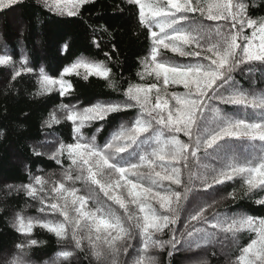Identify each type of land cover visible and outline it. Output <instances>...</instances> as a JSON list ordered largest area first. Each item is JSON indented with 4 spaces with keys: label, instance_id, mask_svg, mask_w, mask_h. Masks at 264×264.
<instances>
[{
    "label": "snow or ice",
    "instance_id": "snow-or-ice-1",
    "mask_svg": "<svg viewBox=\"0 0 264 264\" xmlns=\"http://www.w3.org/2000/svg\"><path fill=\"white\" fill-rule=\"evenodd\" d=\"M19 2L0 0V11ZM90 2L45 0V5L59 15L76 16ZM128 3L137 9L138 22L148 30L150 40L148 53L141 61L144 71L138 75L142 80L145 75L152 76L156 82L129 83L122 103L59 106L63 119L71 122L73 142L59 141L50 158L62 167L61 157L66 156L70 163L57 182L31 176L29 183L20 186L28 197L39 201V211L45 217L17 213L13 227L24 237H31L33 229L40 227L60 240L71 239L77 249L90 254L98 264H117V257L129 249H133L129 253L131 264H157L149 249L164 250L168 246L171 257L184 248L219 243L229 235L235 240L238 233L247 230L254 236L239 248V255L231 264H264V218L221 213L209 217L206 212L215 203L212 199L193 198L185 208L193 188L218 192L216 186L236 177L242 178L248 192L264 193V91L246 90L234 76L237 70L252 73L256 66L264 71V17L251 18L246 0ZM196 13L203 19H197ZM246 29L251 30L250 34H246ZM162 50L188 59L170 62ZM0 66L12 69V80L33 71L27 66L26 56L17 62L12 55L0 54ZM80 69L84 70L85 79L97 76L108 80L111 73L104 62L88 60H77L65 67L59 79L50 77L41 67L37 95L53 90L62 97L70 95L73 85L64 77L78 75ZM169 85H182L185 91L169 93ZM228 108L244 113L252 109L255 118L230 114ZM130 109L137 110L135 116L121 123L103 144L96 142L95 135L88 137L83 131L93 122ZM50 117L44 122L46 127L60 122L54 113ZM102 128L100 125L96 132ZM181 133L186 140L179 138ZM234 142H240L241 152L234 151ZM249 148L255 153L243 155ZM77 183L84 185L85 190L81 191ZM48 184L52 186L48 188ZM100 193L123 214H117L102 201ZM207 195L211 198L212 193ZM257 203L264 204V199ZM181 211L185 213L184 225L178 230L172 226ZM48 214L63 219H48ZM165 229L171 233L169 239L154 238ZM133 240L137 241L135 245L130 243ZM37 243L35 239L18 243L19 251L12 264H30L23 258L27 255L24 249ZM72 254L62 250L51 264H59V258L67 260Z\"/></svg>",
    "mask_w": 264,
    "mask_h": 264
},
{
    "label": "trees",
    "instance_id": "trees-1",
    "mask_svg": "<svg viewBox=\"0 0 264 264\" xmlns=\"http://www.w3.org/2000/svg\"><path fill=\"white\" fill-rule=\"evenodd\" d=\"M246 3L251 18L264 17V0H246ZM16 10L22 19L19 24L9 18ZM194 16L203 19L199 13ZM1 17L4 24L3 35L8 44L0 45V54L12 55L17 62L22 56H26L27 66L33 71L22 73L12 80V69L0 66V258L11 257L7 262L12 264V260L16 258L14 254L19 251L16 245L26 242L27 239H35L38 242L36 245L24 249V252L32 254L33 261L30 264L47 262L51 264L52 256L62 250L72 251L73 254L67 260L59 258V264H98L90 254L86 255L85 251L77 249L71 239L60 240L46 229L35 227L31 237L17 233L13 227L17 213L32 218L45 217V213L39 211V201L28 197L20 186L29 183L31 176H42L51 182L63 178V171L70 162L66 156L61 157L62 167L50 158L51 153L58 148L59 141L73 142L72 125L63 119L64 112L59 107L61 104L77 105L82 108L96 102L122 103L126 99L123 95L124 89L129 83H154L152 76L145 75L142 80L138 75L144 71L141 61L147 55L150 46L148 30L139 24L137 9L130 5L128 0H92L80 8L76 16L59 15L49 11L45 0H20L14 7L0 11ZM246 34H250L249 30H246ZM94 40L96 43H93ZM162 53L165 59L173 63L188 59L167 50H162ZM77 60L104 62L111 69L109 79L97 76H88L85 79L84 70L80 69L78 75L64 77L73 85L70 95L62 97L58 90L37 95L40 90L38 74L41 67L50 77L59 79L64 68ZM234 76L242 88L264 91V71L260 66H256L252 73H241L237 70ZM178 90V93L185 91L183 86ZM227 110L230 114L255 118L252 109H248L247 113L236 108ZM136 112V109H130L114 113L105 121L93 122L83 131L88 137L95 135L96 142L103 144L121 123L131 120ZM51 113H54L60 122L53 123L52 127H46L44 122L51 119ZM100 125H103V128L96 132ZM50 137L52 141H49ZM179 138L187 139L182 133L179 134ZM234 143L236 145L234 151L241 152L240 142ZM37 151L41 154L36 155ZM249 152L254 154L255 150L249 148L242 154L248 155ZM210 163L215 164V161ZM193 171L196 169L193 168ZM184 180L187 181V173ZM164 184L167 187L168 182L165 181ZM8 185L13 187L9 188ZM51 186L47 185L48 188ZM76 186L81 191L85 188L80 183ZM216 187L219 189L218 192H213L212 189L193 188L189 192L188 201H185V208L190 206L194 197L202 198L201 201L212 199L215 203L206 212L209 217L214 213H221L236 217L246 215L264 218V204L257 203V200L264 199V193H260L259 190L248 192L242 178L236 177ZM207 193H212L211 198ZM99 196L117 214H123V210L103 197L102 193ZM184 216L185 213L181 211L177 223L172 227L182 230ZM46 218L62 220L61 217L52 214H48ZM170 236L171 233L165 229L164 233L157 234L154 238L167 240ZM253 236L254 233L244 230L237 234L235 240L229 235L219 243L214 241L211 245L193 248L198 252L192 254H208L205 260L207 264H231L239 255V248L246 245ZM136 242L130 241L133 245ZM84 245L87 246L86 240ZM151 250L149 249V255L156 259L157 264H185L189 251L185 248L184 251L174 252L169 257L168 246L157 253ZM131 252L133 249L117 257V264H122L125 260L131 264L132 257L129 255ZM198 262L201 261L190 264Z\"/></svg>",
    "mask_w": 264,
    "mask_h": 264
},
{
    "label": "rangeland",
    "instance_id": "rangeland-1",
    "mask_svg": "<svg viewBox=\"0 0 264 264\" xmlns=\"http://www.w3.org/2000/svg\"><path fill=\"white\" fill-rule=\"evenodd\" d=\"M19 15H20V13H19V11H15L14 13H11V15H9V18L11 19V21L13 22V21H16V23H21L22 22V19H21V17H19ZM210 22V21H209ZM15 23V22H14ZM3 21H2V17L0 18V45H4V44H8V41L4 38V30H3ZM246 30H249V32H251V30L250 29H246ZM21 46V45H20ZM39 46H41V44L39 45ZM7 47H4V49H6ZM151 77V76H150ZM152 79H153V82H156L155 81V78L154 77H152ZM182 87V85H169V87H168V91H169V93H171V92H177L178 93V89H180ZM252 89H254V90H256L255 88H252ZM176 90V91H175ZM52 137V136H51ZM49 138L50 140L49 141H52L51 139L52 138ZM83 190L82 191H84L85 190V188H82ZM195 198V197H194ZM199 200H202V198H198ZM192 200H193V198H192ZM192 202V201H191ZM62 218V217H61ZM63 219V218H62ZM232 244H233V242H232ZM152 250L154 251V252H160V249L159 248H152ZM151 250V251H152ZM185 250V248L182 250V251H184ZM181 251V252H182ZM179 252V251H178ZM193 252H198V250L197 249H191V250H189V251H187V255H186V258H185V264H190V263H194V262H197V261H205L206 259H207V257H208V254H205V253H202V255H198V254H192ZM25 253H27V252H25ZM31 255L32 254H28L27 253V255L26 256H24L23 258L25 259V260H27V261H30V262H32L33 261V258L31 257ZM198 255V256H197ZM221 256H222V254H220ZM10 257V256H9ZM11 258V257H10ZM10 258H8V257H6V259H5V256H3L2 258H0V263L1 262H3L4 260V263L3 264H10V263H8L7 261L10 259ZM4 259V260H3ZM53 261H56L57 260V255H53L52 256V258H51ZM45 264V263H44ZM46 264H50L49 262H47Z\"/></svg>",
    "mask_w": 264,
    "mask_h": 264
}]
</instances>
